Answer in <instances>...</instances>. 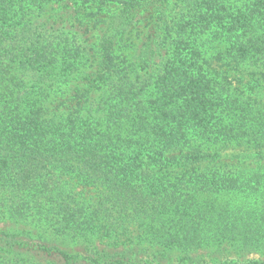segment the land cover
Returning a JSON list of instances; mask_svg holds the SVG:
<instances>
[{"label": "trees", "instance_id": "16d2710c", "mask_svg": "<svg viewBox=\"0 0 264 264\" xmlns=\"http://www.w3.org/2000/svg\"><path fill=\"white\" fill-rule=\"evenodd\" d=\"M2 219L118 251L89 264H264V0H0Z\"/></svg>", "mask_w": 264, "mask_h": 264}, {"label": "rangeland", "instance_id": "374dc122", "mask_svg": "<svg viewBox=\"0 0 264 264\" xmlns=\"http://www.w3.org/2000/svg\"><path fill=\"white\" fill-rule=\"evenodd\" d=\"M56 28L63 31H73L75 28L78 29L79 27L77 24L70 22L61 23L59 26L56 25L55 29ZM82 32L85 33V35L81 37L82 42L89 47V50H93L96 45V35H98L99 31L90 30V28L85 29L84 27ZM133 44H138V42H133ZM39 229L40 228L31 225L16 224L6 219L0 220V231H2L3 234H9V232L22 233V235H25L24 237H26V243H28L25 248L15 246L12 252H7L0 248V263H2V261L6 258L7 260H13L14 263L26 262L27 264H77L78 261H81V264H89V258L97 259L100 256L102 259L97 261L102 263L105 260H111L118 254L117 250L105 245V240L101 241L99 239H95L92 242V248H95V252L91 254V243L79 245L74 240L72 241L54 235L50 230H47L48 232H44ZM26 234H30L31 237L26 236ZM24 237L21 238V240L24 239ZM118 248L120 249L122 247L120 246ZM60 252H64L66 254ZM175 255L180 256L177 253ZM13 256L16 257L13 258ZM250 258H255V256H251Z\"/></svg>", "mask_w": 264, "mask_h": 264}]
</instances>
